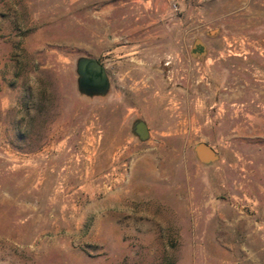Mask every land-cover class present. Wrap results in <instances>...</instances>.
<instances>
[{
	"label": "rangeland",
	"instance_id": "obj_1",
	"mask_svg": "<svg viewBox=\"0 0 264 264\" xmlns=\"http://www.w3.org/2000/svg\"><path fill=\"white\" fill-rule=\"evenodd\" d=\"M260 117L264 0H0V264H264Z\"/></svg>",
	"mask_w": 264,
	"mask_h": 264
},
{
	"label": "water",
	"instance_id": "obj_2",
	"mask_svg": "<svg viewBox=\"0 0 264 264\" xmlns=\"http://www.w3.org/2000/svg\"><path fill=\"white\" fill-rule=\"evenodd\" d=\"M205 50L204 44L197 40L194 44L195 53L200 51L204 54ZM77 73L79 90L82 94L87 96H104L107 94L110 88V80L106 68L98 60L81 58L77 62ZM133 130L141 141H147L150 138L149 127L144 121L137 122ZM195 153L203 164L215 163L218 160L217 152L207 143L198 144Z\"/></svg>",
	"mask_w": 264,
	"mask_h": 264
},
{
	"label": "crops",
	"instance_id": "obj_3",
	"mask_svg": "<svg viewBox=\"0 0 264 264\" xmlns=\"http://www.w3.org/2000/svg\"><path fill=\"white\" fill-rule=\"evenodd\" d=\"M164 31H163V34H161L160 32H154V33H152V32H149V35L147 36V48L148 49H146V52H149V54L151 53V51H154V48H155V45L156 44H158L157 42V40L158 39H160L162 42H163V48H165V46L167 45V43L169 42V40H170V38H169V35H167L166 34V30H165V28H162ZM157 31V30H156ZM196 42V41H195ZM195 44V43H194ZM204 46H207V44L205 45L204 44ZM159 47H161V46H159ZM205 49H206V47H205ZM193 51H194V46H193ZM195 55V54H194ZM194 57H199L197 54L194 56ZM232 96V95H231ZM230 96L229 95H227V102H229L230 101V98H229ZM241 98L242 99H244L245 98V95H244V93L243 92H241L239 89H238V92H236V97L234 98V96L231 98V99H237L238 100V106H240V108H241V106L242 107H244L245 108V106H246V103H244L243 101V103L240 101L241 100ZM163 99V98H162ZM164 100V99H163ZM240 101V102H239ZM154 107H158V106H154ZM155 111H160L158 108H157V110H155ZM163 116H164V113H163ZM259 120L258 121H261L259 124H258V126L260 127L259 129H260V131L262 132V133H264V117L263 118H258ZM243 135H245V132H243ZM208 141H210V140H206V142H208Z\"/></svg>",
	"mask_w": 264,
	"mask_h": 264
},
{
	"label": "flooded vegetation",
	"instance_id": "obj_4",
	"mask_svg": "<svg viewBox=\"0 0 264 264\" xmlns=\"http://www.w3.org/2000/svg\"><path fill=\"white\" fill-rule=\"evenodd\" d=\"M196 51V50H195ZM194 51V52H195ZM200 52V51H199ZM244 59H246V60H248V59H250V57H248V56H246ZM102 65H103V62L102 61H99ZM104 66V65H103ZM253 67V66H252ZM110 80H111V78H109ZM139 122V121H138ZM137 123V122H136ZM134 127V126H133ZM149 130H150V128H149ZM138 136V135H137Z\"/></svg>",
	"mask_w": 264,
	"mask_h": 264
},
{
	"label": "bare ground",
	"instance_id": "obj_5",
	"mask_svg": "<svg viewBox=\"0 0 264 264\" xmlns=\"http://www.w3.org/2000/svg\"><path fill=\"white\" fill-rule=\"evenodd\" d=\"M159 98V97H158ZM162 99V98H161ZM163 100V99H162ZM153 104V103H152Z\"/></svg>",
	"mask_w": 264,
	"mask_h": 264
},
{
	"label": "built area",
	"instance_id": "obj_6",
	"mask_svg": "<svg viewBox=\"0 0 264 264\" xmlns=\"http://www.w3.org/2000/svg\"><path fill=\"white\" fill-rule=\"evenodd\" d=\"M176 11H177V8H176Z\"/></svg>",
	"mask_w": 264,
	"mask_h": 264
}]
</instances>
